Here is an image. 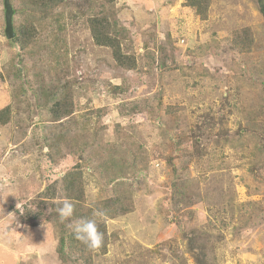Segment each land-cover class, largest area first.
<instances>
[{
    "label": "rangeland",
    "instance_id": "obj_1",
    "mask_svg": "<svg viewBox=\"0 0 264 264\" xmlns=\"http://www.w3.org/2000/svg\"><path fill=\"white\" fill-rule=\"evenodd\" d=\"M72 3L57 48L39 26L25 51L0 0V264H61L53 204L77 164L79 204L109 203L106 253L78 264H264L258 0H115L124 65Z\"/></svg>",
    "mask_w": 264,
    "mask_h": 264
},
{
    "label": "trees",
    "instance_id": "obj_2",
    "mask_svg": "<svg viewBox=\"0 0 264 264\" xmlns=\"http://www.w3.org/2000/svg\"><path fill=\"white\" fill-rule=\"evenodd\" d=\"M22 1V13L23 18L19 22L18 26L14 29L15 37L14 41L20 48L27 51V47L32 43L33 33L35 29L39 26L50 28L52 31V37L50 45L55 49L59 45V33L65 30L66 27V11L64 8H68L73 4L72 0H30L29 3L26 0ZM115 0H84L82 6L85 9L84 12L90 13L88 15V24L91 29L92 37L96 45L109 47L113 50L114 58L118 63L124 65V57L122 54L120 41L118 36L125 35L124 27H120L115 16L111 13V8ZM193 6L201 4L203 0H190ZM260 5V11L264 15V0H258ZM63 7L60 10L57 8ZM81 10V9H80ZM84 15L83 13H80ZM33 39V40H32ZM9 106L0 111V123L6 124L9 121ZM78 164L73 167L67 176L64 178V196L71 199L74 203V215L69 220L90 218L93 212L92 209L85 210L84 207L79 204L78 201L82 199L83 191L78 189L79 179L81 176H76L79 173ZM78 169V170H77ZM51 187H48V189ZM47 199L54 200L56 197V192L50 194V192L45 194ZM114 204L112 200H110ZM59 204V203H58ZM58 204H53L54 208ZM103 209L109 208V203L105 202ZM114 208H117L114 204ZM127 212V208L123 209ZM120 212L118 208L116 210H111L110 216H115ZM56 216L58 217L57 213ZM65 220L60 221L59 226L62 232L59 235L57 253L59 255L61 264H78L80 262L90 263L92 252H103L106 253L107 250V232L104 224L98 223L99 230L104 233V243L103 246L98 250H89L83 243L75 239L74 233L70 230L67 224L70 222ZM99 222V221H98ZM72 252H75L76 258L73 257Z\"/></svg>",
    "mask_w": 264,
    "mask_h": 264
},
{
    "label": "clouds",
    "instance_id": "obj_3",
    "mask_svg": "<svg viewBox=\"0 0 264 264\" xmlns=\"http://www.w3.org/2000/svg\"><path fill=\"white\" fill-rule=\"evenodd\" d=\"M74 208L73 201L65 197L59 202L55 211L60 221L63 222L73 217ZM106 219V210L96 207L90 218L72 220L69 227L72 229L76 240L83 243L89 250L95 251L100 249L104 243V233L99 230L98 221Z\"/></svg>",
    "mask_w": 264,
    "mask_h": 264
},
{
    "label": "water",
    "instance_id": "obj_4",
    "mask_svg": "<svg viewBox=\"0 0 264 264\" xmlns=\"http://www.w3.org/2000/svg\"><path fill=\"white\" fill-rule=\"evenodd\" d=\"M5 8V34L8 39H13L15 37L13 16L14 9L11 4V0H4Z\"/></svg>",
    "mask_w": 264,
    "mask_h": 264
}]
</instances>
